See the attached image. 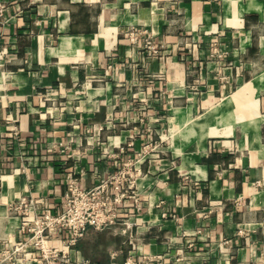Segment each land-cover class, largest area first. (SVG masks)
<instances>
[{
	"label": "crops",
	"instance_id": "crops-1",
	"mask_svg": "<svg viewBox=\"0 0 264 264\" xmlns=\"http://www.w3.org/2000/svg\"><path fill=\"white\" fill-rule=\"evenodd\" d=\"M0 5V264H47L13 252L20 200L58 214L69 175L120 170L131 227L70 260L264 264V0Z\"/></svg>",
	"mask_w": 264,
	"mask_h": 264
},
{
	"label": "built area",
	"instance_id": "built-area-1",
	"mask_svg": "<svg viewBox=\"0 0 264 264\" xmlns=\"http://www.w3.org/2000/svg\"><path fill=\"white\" fill-rule=\"evenodd\" d=\"M5 24L4 7L0 5V30ZM148 45L149 42H148ZM152 48V46H151ZM126 173L120 170L98 181L91 187H85L74 176H68L64 193V209L58 214L48 210L37 212L31 200L24 198L19 202V208L25 217L19 228L27 233V241L15 246L13 252L21 250L26 244L40 251L47 264H56L60 257L63 264H94L89 259L70 260L65 249L75 245L89 228L102 231L117 225H123L126 231L131 227L128 218L122 216V201L127 196L125 188ZM66 233L62 237V249L49 244L50 239L57 234ZM108 264H136L131 257L123 262H117L115 254Z\"/></svg>",
	"mask_w": 264,
	"mask_h": 264
}]
</instances>
